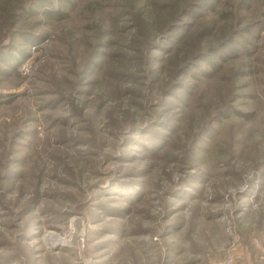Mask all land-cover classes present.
I'll use <instances>...</instances> for the list:
<instances>
[{"label": "rangeland", "instance_id": "374dc122", "mask_svg": "<svg viewBox=\"0 0 264 264\" xmlns=\"http://www.w3.org/2000/svg\"><path fill=\"white\" fill-rule=\"evenodd\" d=\"M46 1L0 0V264H264V0Z\"/></svg>", "mask_w": 264, "mask_h": 264}, {"label": "trees", "instance_id": "16d2710c", "mask_svg": "<svg viewBox=\"0 0 264 264\" xmlns=\"http://www.w3.org/2000/svg\"><path fill=\"white\" fill-rule=\"evenodd\" d=\"M74 1L75 0H63V5L64 6H67V7H69L70 5H72V4H74ZM77 1H80L82 4H92V3H94V2H96V1H98V0H77ZM197 1H200L201 3H204L206 0H197ZM210 3V7L209 8H211L212 10H214V7H213V5H217V4H219L222 0H208ZM51 3H47V1L45 0V1H43L42 0V3L41 4H39V6L40 7H43V6H45V7H47V8H49L50 9V5ZM191 7H192V5L191 4H189L188 6L186 5L185 7H183L182 9H181V11H190V9H191ZM46 15H47V17L48 18H54V16L55 17H59L60 16V18H63V13L62 14H60L59 12H53V11H51V12H47L46 13ZM211 32V31H210ZM209 32V33H210ZM208 33V32H207ZM208 33V34H209ZM207 34H205V35H200L202 38L204 37V36H206ZM162 35H160V37H161ZM209 36V35H208ZM160 37H158V39L160 38ZM35 42H38V41H35ZM234 46H236L235 48L236 49H239V48H241L240 47V45L238 44V43H236ZM148 50H149V56H151V54H153L152 53V48L149 46V48H148ZM240 50H243V48H241ZM238 51V50H237ZM93 65V63H92V61L90 62V65H89V67H93L92 66ZM95 68V69H94ZM93 70L94 71H96V72H101L103 69H102V67H101V65H98V64H96V65H94V67H93ZM114 76L116 77L117 75L116 74H114ZM125 140H126V138H125ZM128 140V139H127ZM127 142V141H126Z\"/></svg>", "mask_w": 264, "mask_h": 264}, {"label": "built area", "instance_id": "2783aa9c", "mask_svg": "<svg viewBox=\"0 0 264 264\" xmlns=\"http://www.w3.org/2000/svg\"><path fill=\"white\" fill-rule=\"evenodd\" d=\"M218 264H234V262L232 261V259H227V260L221 261Z\"/></svg>", "mask_w": 264, "mask_h": 264}, {"label": "bare ground", "instance_id": "6f19581e", "mask_svg": "<svg viewBox=\"0 0 264 264\" xmlns=\"http://www.w3.org/2000/svg\"><path fill=\"white\" fill-rule=\"evenodd\" d=\"M50 237H52V235L50 236ZM53 238V237H52ZM55 240V239H54ZM57 242V241H56ZM53 243V242H52Z\"/></svg>", "mask_w": 264, "mask_h": 264}]
</instances>
